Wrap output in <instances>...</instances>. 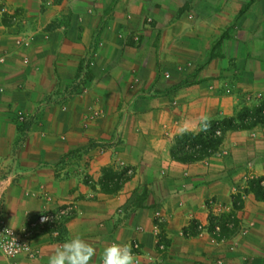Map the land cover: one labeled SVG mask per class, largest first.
Segmentation results:
<instances>
[{"label": "crops", "instance_id": "obj_1", "mask_svg": "<svg viewBox=\"0 0 264 264\" xmlns=\"http://www.w3.org/2000/svg\"><path fill=\"white\" fill-rule=\"evenodd\" d=\"M91 50L84 91L66 98ZM259 94L264 0H0V218L20 229L72 210L15 263L48 264L78 235L96 249L90 264L132 241L148 264L159 226L161 264H264V201L245 191L264 177V126L228 131L199 161L170 156L176 136ZM107 168L131 170L111 193ZM218 208L229 231L213 241L198 227ZM0 264L11 262L0 253Z\"/></svg>", "mask_w": 264, "mask_h": 264}, {"label": "trees", "instance_id": "obj_2", "mask_svg": "<svg viewBox=\"0 0 264 264\" xmlns=\"http://www.w3.org/2000/svg\"><path fill=\"white\" fill-rule=\"evenodd\" d=\"M262 111H264V101L251 108L243 107L232 117L203 122L199 132H187L175 137L170 149L171 158L181 163H190L210 157L217 151L228 131L250 129L256 125L264 126ZM130 175V168H123L120 172L107 168L102 172L101 189L107 193L114 192L129 179ZM245 191L253 193L255 199L264 201V177L247 181ZM233 206L235 209L238 207L236 202L233 203ZM211 220L213 219L209 217L210 222ZM226 222L227 219L220 221L221 237H225L229 231ZM196 232L195 224H192L188 230H184L183 234L188 237Z\"/></svg>", "mask_w": 264, "mask_h": 264}, {"label": "built area", "instance_id": "obj_3", "mask_svg": "<svg viewBox=\"0 0 264 264\" xmlns=\"http://www.w3.org/2000/svg\"><path fill=\"white\" fill-rule=\"evenodd\" d=\"M95 53L91 50L87 56L83 59L81 69L78 75L75 77L72 86L78 88L76 90L72 88L69 89L67 93L64 94L66 98L73 96L84 91L85 83L87 79V73L90 68L94 65ZM256 104L258 105L261 101H264V95L259 94L255 97ZM98 113L94 112L93 115ZM264 114V111H262ZM130 173V172H129ZM71 208L69 205L59 206L55 210L47 211L29 219L24 227L20 229H14L8 226L3 219L0 218V253L1 255L11 264H16L15 260L20 256H27L29 258L36 257V251L32 248L33 240L40 234H49L57 236L61 225L71 217ZM224 211L221 208L217 209V214L211 217L213 220L208 221V225L205 228L198 227L199 230H204L210 236L213 241L223 239L221 237V219H223ZM48 217L45 223H41V217ZM127 245L130 246L136 264H138L141 258L140 245L137 242H129ZM166 238L160 230L159 226L155 227V258H148V264H161L162 258L167 251ZM101 264V260H100Z\"/></svg>", "mask_w": 264, "mask_h": 264}, {"label": "clouds", "instance_id": "obj_4", "mask_svg": "<svg viewBox=\"0 0 264 264\" xmlns=\"http://www.w3.org/2000/svg\"><path fill=\"white\" fill-rule=\"evenodd\" d=\"M48 217L42 216L41 223ZM96 249L80 236H73L55 249L48 259V264H90ZM101 264H136L134 254L127 244H111L104 248L100 257Z\"/></svg>", "mask_w": 264, "mask_h": 264}, {"label": "rangeland", "instance_id": "obj_5", "mask_svg": "<svg viewBox=\"0 0 264 264\" xmlns=\"http://www.w3.org/2000/svg\"><path fill=\"white\" fill-rule=\"evenodd\" d=\"M88 75V74H87Z\"/></svg>", "mask_w": 264, "mask_h": 264}]
</instances>
